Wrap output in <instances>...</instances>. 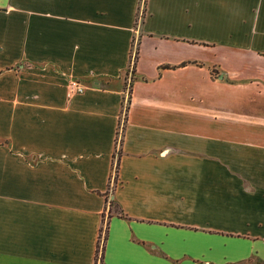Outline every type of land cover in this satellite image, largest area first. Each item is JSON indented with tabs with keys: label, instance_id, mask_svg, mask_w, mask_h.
Wrapping results in <instances>:
<instances>
[{
	"label": "crops",
	"instance_id": "obj_1",
	"mask_svg": "<svg viewBox=\"0 0 264 264\" xmlns=\"http://www.w3.org/2000/svg\"><path fill=\"white\" fill-rule=\"evenodd\" d=\"M0 264H264V0H0Z\"/></svg>",
	"mask_w": 264,
	"mask_h": 264
},
{
	"label": "built area",
	"instance_id": "obj_2",
	"mask_svg": "<svg viewBox=\"0 0 264 264\" xmlns=\"http://www.w3.org/2000/svg\"><path fill=\"white\" fill-rule=\"evenodd\" d=\"M84 90V86L77 79H70L66 84V95L80 93Z\"/></svg>",
	"mask_w": 264,
	"mask_h": 264
},
{
	"label": "rangeland",
	"instance_id": "obj_3",
	"mask_svg": "<svg viewBox=\"0 0 264 264\" xmlns=\"http://www.w3.org/2000/svg\"><path fill=\"white\" fill-rule=\"evenodd\" d=\"M131 47H136V46L133 43ZM125 89H126V93H125L124 98H123V109H122V112H123L124 106L126 105L127 100H128V90H129V83L128 82H125ZM113 170H114V168H113Z\"/></svg>",
	"mask_w": 264,
	"mask_h": 264
},
{
	"label": "trees",
	"instance_id": "obj_4",
	"mask_svg": "<svg viewBox=\"0 0 264 264\" xmlns=\"http://www.w3.org/2000/svg\"><path fill=\"white\" fill-rule=\"evenodd\" d=\"M105 200L107 201V198H106V196H105ZM108 202V204L110 205V204H112V201L111 200H108L107 201ZM114 211V213H119L118 211H116L115 209L113 210Z\"/></svg>",
	"mask_w": 264,
	"mask_h": 264
},
{
	"label": "water",
	"instance_id": "obj_5",
	"mask_svg": "<svg viewBox=\"0 0 264 264\" xmlns=\"http://www.w3.org/2000/svg\"><path fill=\"white\" fill-rule=\"evenodd\" d=\"M221 77V76H220Z\"/></svg>",
	"mask_w": 264,
	"mask_h": 264
}]
</instances>
